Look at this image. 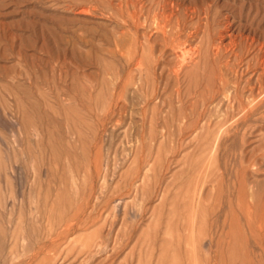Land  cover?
<instances>
[{
	"label": "rangeland",
	"instance_id": "rangeland-1",
	"mask_svg": "<svg viewBox=\"0 0 264 264\" xmlns=\"http://www.w3.org/2000/svg\"><path fill=\"white\" fill-rule=\"evenodd\" d=\"M0 264H264V0H0Z\"/></svg>",
	"mask_w": 264,
	"mask_h": 264
},
{
	"label": "bare ground",
	"instance_id": "bare-ground-1",
	"mask_svg": "<svg viewBox=\"0 0 264 264\" xmlns=\"http://www.w3.org/2000/svg\"><path fill=\"white\" fill-rule=\"evenodd\" d=\"M176 30V29H175ZM222 34V33H221ZM219 36H221V35H219ZM223 36V35H222ZM169 39H170V42H172L173 41V38L171 39L170 37H168ZM220 39V38H219ZM221 40V39H220ZM206 41V40H205ZM230 43V42H229ZM206 47V46H205ZM184 52V51H183ZM141 54V53H140ZM219 54V52L217 51L216 53H215V55H218ZM183 56V55H182ZM218 57V56H217ZM150 60V59H149ZM247 69V68H246ZM227 72V71H226ZM175 73V72H174ZM194 77V76H193ZM255 79H256V77H255ZM227 81L225 80H223L222 79V83H220L221 84V86L219 85L218 87H215L216 89H214V90H216L214 93H213V95H211L210 96V98H207V99H204L203 100V102L205 103V104H209L213 99H214V97L216 96V95H218L219 93H221L220 95H222L223 96V98H227V99H229V100H233V101H236V99H235V96H236V94H238V93H240V94H242V92L240 91V92H237V89L238 88H236L235 86H234V88H233V90H234V92H233V94H232V98H228V94L226 93L227 91H224V90H226V86H227ZM215 86V85H214ZM249 87V86H248ZM253 87V86H252ZM217 89H221V90H217ZM251 90V89H250ZM252 98H253V96H252ZM251 99V98H250ZM197 101V100H196ZM229 102V101H228ZM252 104V103H251ZM214 105V104H213ZM231 105V104H230ZM229 105V106H230ZM246 112V115H248L249 113L247 112V111H245ZM90 218H92V216H91V214H89L88 215V219H90Z\"/></svg>",
	"mask_w": 264,
	"mask_h": 264
}]
</instances>
